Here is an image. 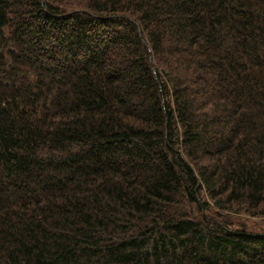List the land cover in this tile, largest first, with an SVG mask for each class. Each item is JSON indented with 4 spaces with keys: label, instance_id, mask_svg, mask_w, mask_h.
I'll use <instances>...</instances> for the list:
<instances>
[{
    "label": "trees",
    "instance_id": "trees-1",
    "mask_svg": "<svg viewBox=\"0 0 264 264\" xmlns=\"http://www.w3.org/2000/svg\"><path fill=\"white\" fill-rule=\"evenodd\" d=\"M264 0H0V264H264Z\"/></svg>",
    "mask_w": 264,
    "mask_h": 264
},
{
    "label": "rangeland",
    "instance_id": "rangeland-1",
    "mask_svg": "<svg viewBox=\"0 0 264 264\" xmlns=\"http://www.w3.org/2000/svg\"><path fill=\"white\" fill-rule=\"evenodd\" d=\"M229 217L234 223L246 224L249 228L251 227L264 230V218H251L246 216H242V218L234 216Z\"/></svg>",
    "mask_w": 264,
    "mask_h": 264
}]
</instances>
